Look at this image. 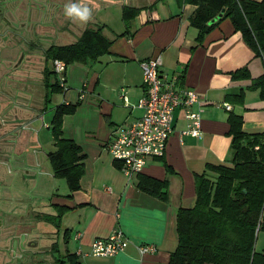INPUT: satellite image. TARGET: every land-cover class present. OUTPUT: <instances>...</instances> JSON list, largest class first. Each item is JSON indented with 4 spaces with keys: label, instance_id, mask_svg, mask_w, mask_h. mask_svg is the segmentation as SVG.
Masks as SVG:
<instances>
[{
    "label": "crops",
    "instance_id": "obj_1",
    "mask_svg": "<svg viewBox=\"0 0 264 264\" xmlns=\"http://www.w3.org/2000/svg\"><path fill=\"white\" fill-rule=\"evenodd\" d=\"M56 2H42L43 12L29 9L36 14L29 24L35 30L31 26L26 30L30 41L27 47L32 45V49L27 48L30 56H40L41 52L44 57L43 51L35 47L40 45V38L46 36L50 24H54L55 32L49 39L64 38L68 41L73 36L70 33L72 26L74 35L79 37L87 27L100 25L96 23L101 19L105 22L103 34L113 41L109 52L97 60L70 64L66 69L68 90L63 92L62 103L79 105L75 113L65 115L63 137L73 139L85 153V174L81 178L80 189L69 197L71 192L67 181L56 178L52 168L49 171L44 167L39 146L29 145L28 148L22 147V152L18 147L11 153L0 151V156L6 157L1 163L9 166L7 170L16 169L12 173L7 172L13 177L10 183L0 176V184L4 185L0 188L2 191L3 187L13 188L21 176L28 179L26 183L32 182L34 189L40 188L47 193L45 195H50L52 207H46L48 212L45 213L57 214L55 205L68 206L69 210L62 218L70 229L66 247L78 255L81 264H168L169 255L177 245V211L194 206L196 177L203 174L213 179L215 172L212 166L231 165V136L227 122L230 113L241 115L245 132H264V99L259 96L258 89L250 87L254 79L264 74V61L244 42L229 19L222 20L202 43H198V30L189 22L196 6L181 0H69L65 5L83 3L92 9L91 19L81 23L82 26L73 24L65 15V5L59 9ZM2 4L15 12L19 0H4ZM12 4L17 5L14 7ZM124 6L140 9L130 21L129 28L122 19ZM3 17L1 14L0 47L5 48L11 42L9 27L4 25ZM110 21H121L123 30L114 32ZM17 22L18 19L13 20V23ZM32 33H36L37 43H33ZM2 53L3 50L0 51ZM156 55L161 56L159 71L164 77L175 79L177 86L193 88L199 94L201 103L194 104L192 109L200 112L201 135L181 136L187 120L184 110L177 108L173 133L164 155L148 158L143 170L128 178L121 170V163L111 157L108 144L120 125L143 114L136 107L138 99L145 94L140 62ZM93 62L97 65H92ZM242 67L247 68L250 79L232 77V73ZM17 73L22 83L28 82L27 87L34 86L29 82L44 84L43 73L39 78L41 82L24 78V70ZM40 89L42 93V87ZM83 89L87 95L80 98ZM240 91L243 98L241 103H237L230 96ZM225 104L231 108L227 109ZM44 107L39 108L46 113ZM45 124L50 128L51 122ZM38 140L41 141L36 135L34 143ZM31 149L32 152L24 151ZM51 149L48 153L57 149L54 139ZM1 170L4 171L3 168ZM139 174L166 180L167 199L164 201L140 190L137 187ZM1 207L0 203V216ZM116 229L123 232L124 249L109 257L92 256L94 240L107 237ZM31 233V230L23 229L16 235H4L0 242L5 245L1 254L8 249L16 256L18 249L24 250L30 242ZM71 244L73 248L70 249ZM144 244L154 245L155 251L140 255L137 247Z\"/></svg>",
    "mask_w": 264,
    "mask_h": 264
},
{
    "label": "trees",
    "instance_id": "obj_2",
    "mask_svg": "<svg viewBox=\"0 0 264 264\" xmlns=\"http://www.w3.org/2000/svg\"><path fill=\"white\" fill-rule=\"evenodd\" d=\"M196 6L190 24L197 28L196 40L202 43L222 20L229 19L244 42L264 61V0H181ZM139 8L124 6L122 19L129 28ZM104 25L87 27L77 41L50 46L45 52L43 82L46 88L45 107L55 93H63L53 62L66 65L88 63L109 52L112 40L103 32ZM234 79H250L246 67L232 73ZM251 88L258 89L264 99V74L253 80ZM242 102L243 92L230 96ZM234 101V102H235ZM79 103H61L55 107L51 130L57 149L48 153L56 178L65 179L72 193L80 189L85 174V153L73 139L63 137L65 115L73 114ZM231 165H217L213 179L198 175L195 180L196 199L191 208H179L176 215L177 245L170 253L168 264H264V246L258 250L255 241L264 233V132L247 133L241 115L230 113ZM137 187L161 200L167 199V181L139 174ZM57 214L39 212L36 219L51 222L69 210L55 205ZM58 226V224H57ZM59 227V226H58ZM102 238V237H99ZM63 240L68 244L70 229H65ZM61 254L58 241L52 243L56 264H81L76 253L68 248Z\"/></svg>",
    "mask_w": 264,
    "mask_h": 264
},
{
    "label": "rangeland",
    "instance_id": "obj_3",
    "mask_svg": "<svg viewBox=\"0 0 264 264\" xmlns=\"http://www.w3.org/2000/svg\"><path fill=\"white\" fill-rule=\"evenodd\" d=\"M44 1H47L49 4H53L50 2H54V0H27L26 3L20 7V17L18 22L23 20L27 27L31 26L35 30L33 25H29L30 19L27 13L29 12V9L43 12L44 6H42L41 3ZM68 1L69 0H57L56 3L58 8H64V5L67 4ZM80 1L81 0H79V2ZM12 5H15L14 7H16L17 4ZM22 12H24L23 17ZM16 13L17 12L5 10V16L3 17L4 25L9 27L8 34L10 35L9 42H11V44L10 46L6 45L5 48L0 47V51L3 50L2 55L0 54V151H2V153L3 151L11 153L18 147L19 151L22 152V149L28 148L29 145L39 146L44 161V167H47L50 171L51 164L47 153L53 148V136L51 127L47 128V124L45 123L51 122L55 112L54 109L58 104L63 102L64 94H54L51 98V102L48 104L46 113H44L43 110L39 108L40 106H45L44 96L46 88L44 84L38 85L37 83L29 82L34 84V86L27 87L28 82L22 83L21 79L18 78L17 72L19 70L12 64L19 56L24 57L21 65L25 73L23 74V77L31 78L32 81L36 79V81H42L39 80V78L41 77V73H43V61L45 60L41 52L39 53L40 56H38V54L34 56L29 55V50L32 49L31 46L27 47L29 46L28 44H30L29 38H27L26 32L21 25L20 27H17V24L13 23L12 17L15 18L14 15H16ZM35 16L36 14L33 12V17ZM99 20L100 23L96 24L103 25L105 23L101 19ZM73 24L76 26H82L81 23L78 22H74ZM109 24L116 33L123 30V24L121 21H110ZM73 29L74 27L72 26V31H70V33H72L73 36L69 37L68 41H65L64 38H52L50 43L65 44L75 42L78 36L74 35L75 33L73 32ZM54 30L55 28L52 27H49L48 29V31H51L52 33L55 32ZM78 32L79 31L77 30V34ZM32 36L35 38L33 43H37L35 37L36 33H32ZM24 48H29V50L27 49L29 54H23L25 52ZM21 61L22 60L20 59V62ZM92 65H97V63L93 62ZM40 87H42V93ZM36 135H39L41 141L38 140L34 143ZM24 151L32 152L33 150ZM5 158L6 157L0 156V161ZM4 163H0V176L6 182L10 183V181L13 180V177L7 172L9 171L12 173V171L14 172L16 169L12 170V168H9L10 170H7L9 166L7 167V164L5 165ZM1 167L4 171L1 170ZM26 180L28 179L20 176L17 178L13 188L8 187L2 191L0 203L2 204L1 208L3 211L1 213L3 227L0 229V242L4 235H16L17 231L23 229L31 230L32 233L30 240L34 239L33 242H37H35V247L27 246L26 244L24 250L19 248L17 254H22V257L18 255L14 256L13 252L10 250L8 253L4 251L3 254H1V249L5 247V245L0 243V264H6L3 260H7V264H22L23 262H26L25 264H56L53 253L50 252V247L54 241L59 240L58 244L61 254L66 252V243L63 240V233L65 229L69 228V225L66 224L63 219L59 220L58 218L53 219L51 222L36 219L35 215L37 213L42 212L43 214V212H48L47 208L52 207L50 205L51 197L50 195H45L47 193L42 192L40 188L34 189L33 183H26ZM255 246L258 250L264 246L263 232L258 234ZM69 247L70 249L73 248L72 244Z\"/></svg>",
    "mask_w": 264,
    "mask_h": 264
},
{
    "label": "built area",
    "instance_id": "obj_4",
    "mask_svg": "<svg viewBox=\"0 0 264 264\" xmlns=\"http://www.w3.org/2000/svg\"><path fill=\"white\" fill-rule=\"evenodd\" d=\"M161 56L149 57L140 62L143 74L145 94L138 99L136 107L143 114L132 122L120 125L108 144L111 157L121 163V170L128 178L139 173L146 165L148 158H160L166 151L170 135L173 133L174 111L184 110L187 125L180 134L200 137L201 117L199 110L192 106L201 103L199 94L190 87L177 86L175 79L164 77L159 71ZM54 70L63 91L68 90L67 65L56 59ZM87 95L81 90L80 98ZM227 109L231 105H224ZM124 249V235L120 229L111 232L107 237L97 238L91 245V255L95 257L113 256ZM140 255L155 251L154 245L144 244L137 247Z\"/></svg>",
    "mask_w": 264,
    "mask_h": 264
},
{
    "label": "flooded vegetation",
    "instance_id": "obj_5",
    "mask_svg": "<svg viewBox=\"0 0 264 264\" xmlns=\"http://www.w3.org/2000/svg\"><path fill=\"white\" fill-rule=\"evenodd\" d=\"M4 0H0V15L1 14H3V16H5V10H8L7 8H5L4 6V4H2V2H3ZM6 1V0H5ZM23 1V2H22ZM26 1L27 0H19V7H18V9H17V11H15V12H17L16 13V15H14L15 16V18L14 17H12V19L14 20V19H19V17H20V7H22L23 6V4L24 3H26ZM21 2H22V4H21ZM32 11H29L28 13H27V15H28V17H29V19H32V17H33V13H31ZM24 16V12H22V17ZM15 24H17V27H20V25H21V27H23V29L25 30V32H26V30H27V28L29 27H27V25H26V23L23 21V20H21V21H19L18 23H15ZM53 25L54 24H50V25H48L49 27H53ZM48 29L49 28H47V33H46V36L43 38V39H41L40 38V40H41V43H40V45H37L35 48H40V50H42L43 51V55H44V59H45V52L47 51V49L48 48H50V46H52V45H54V44H52V43H50V41H51V39H49V37L50 36H52L51 35V31H48ZM53 37V36H52ZM34 46V45H33ZM31 47H32V45H31ZM25 49V48H24ZM36 50V49H35ZM28 51H27V49H25V52L23 53V54H25V53H27ZM22 57V56H21ZM20 56L17 58V60L12 64L16 69H18V70H23V68L21 67V65H22V63H23V58L24 57H22L21 58ZM20 59L22 60L21 62H20ZM1 186H4L3 185V183H1L0 184V187ZM1 189V191H0V196L2 195V188H0ZM3 190H4V187H3ZM3 211H1V213H2ZM1 216H2V214H1ZM0 216V217H1ZM1 219H2V217H1ZM16 234H17V232H16ZM34 240V239H33ZM33 240H29L30 242L29 243H27V246H31V247H35V242H33ZM33 244H34V246H33ZM6 253H8V249H6ZM18 256H21V254L19 253V254H17ZM22 257V256H21ZM53 257H55L54 255H53ZM3 262H5L6 264L8 263V261L7 260H3ZM26 262H23L22 264H25ZM30 264V263H29Z\"/></svg>",
    "mask_w": 264,
    "mask_h": 264
},
{
    "label": "clouds",
    "instance_id": "obj_6",
    "mask_svg": "<svg viewBox=\"0 0 264 264\" xmlns=\"http://www.w3.org/2000/svg\"><path fill=\"white\" fill-rule=\"evenodd\" d=\"M65 15L73 22L87 23L92 17V9L83 3L65 5Z\"/></svg>",
    "mask_w": 264,
    "mask_h": 264
},
{
    "label": "water",
    "instance_id": "obj_7",
    "mask_svg": "<svg viewBox=\"0 0 264 264\" xmlns=\"http://www.w3.org/2000/svg\"><path fill=\"white\" fill-rule=\"evenodd\" d=\"M0 163H1V161H0ZM2 219H1V217H0V229L3 227V225H2Z\"/></svg>",
    "mask_w": 264,
    "mask_h": 264
}]
</instances>
